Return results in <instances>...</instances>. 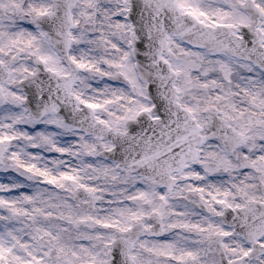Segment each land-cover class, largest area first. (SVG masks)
<instances>
[{
	"label": "clouds",
	"instance_id": "1",
	"mask_svg": "<svg viewBox=\"0 0 264 264\" xmlns=\"http://www.w3.org/2000/svg\"><path fill=\"white\" fill-rule=\"evenodd\" d=\"M0 264H264V0H0Z\"/></svg>",
	"mask_w": 264,
	"mask_h": 264
}]
</instances>
